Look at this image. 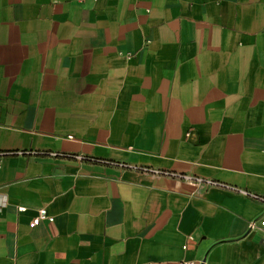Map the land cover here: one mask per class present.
<instances>
[{
  "label": "crops",
  "instance_id": "obj_1",
  "mask_svg": "<svg viewBox=\"0 0 264 264\" xmlns=\"http://www.w3.org/2000/svg\"><path fill=\"white\" fill-rule=\"evenodd\" d=\"M231 188L264 198V0H0V264H264Z\"/></svg>",
  "mask_w": 264,
  "mask_h": 264
},
{
  "label": "built area",
  "instance_id": "obj_2",
  "mask_svg": "<svg viewBox=\"0 0 264 264\" xmlns=\"http://www.w3.org/2000/svg\"><path fill=\"white\" fill-rule=\"evenodd\" d=\"M150 172L153 175L162 174L160 171H157V170H153V171H150ZM171 176H175L176 178L181 179L185 183H188V184H190L192 186H196V187H198V186H205V187H218V186H221V184H219V183H217L215 181L202 179V178H199V177H193V176H189V175H173V174H171ZM231 190L236 191L240 195H242L244 197H247L249 199L258 200L264 205V198L254 194V193H250V192L239 190V189H233V188H231ZM42 220H47L48 222H51L52 218L48 217L46 215L44 209L41 208V209L37 210L36 216L33 219L30 220V222L28 223V227L29 228H33L34 226H36ZM256 226L264 230V214L260 218H258L257 220L248 222L247 223V230H249V231L253 230Z\"/></svg>",
  "mask_w": 264,
  "mask_h": 264
}]
</instances>
